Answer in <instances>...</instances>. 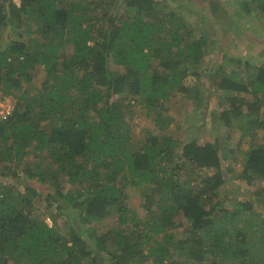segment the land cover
<instances>
[{"label": "trees", "instance_id": "trees-1", "mask_svg": "<svg viewBox=\"0 0 264 264\" xmlns=\"http://www.w3.org/2000/svg\"><path fill=\"white\" fill-rule=\"evenodd\" d=\"M238 4L264 20V0ZM159 5L0 0V88L15 100L0 119V264H264V218L254 216L264 200L225 208L217 199L233 179L264 185V148L247 149L235 178L220 141L151 138L127 116L186 97L190 78L209 71L214 46L205 34L184 17L178 27ZM231 48H220L214 71L219 121L228 127L244 116L250 129L259 120L264 130V64L228 59ZM35 65L46 74L38 91L21 82ZM30 181L44 182L46 192ZM139 190L144 217L127 197Z\"/></svg>", "mask_w": 264, "mask_h": 264}, {"label": "rangeland", "instance_id": "rangeland-1", "mask_svg": "<svg viewBox=\"0 0 264 264\" xmlns=\"http://www.w3.org/2000/svg\"><path fill=\"white\" fill-rule=\"evenodd\" d=\"M238 1L241 0H159L158 9L161 13L172 10L176 22L180 21L177 22L178 27L182 24L181 18L184 17L188 25L204 33L209 45L214 46L212 54L205 58L209 71L199 80L190 78V90L186 97L177 95L167 103L159 101L155 107L149 110L145 107H134L131 110L133 113L127 114L128 117L132 116L130 122L135 126L136 131L140 128H142V133L145 130L150 131L151 138L165 137L184 142L196 139L199 143L212 144L215 140L220 141L222 149L228 151L225 159L232 162L230 165L234 168L232 172L234 177L241 171L242 160L250 146L264 148V130L258 127L259 120H256L257 125L254 129H250L245 122L246 119L243 118L244 116L241 120L232 121L228 127L220 123L219 115L222 108L219 103L222 100V95L213 88V83L219 79V77H214V71L217 69V64L220 63L218 60L220 48H231L232 44L234 48L229 49L230 52L227 53L226 58H243L251 66L264 64V20L261 17L256 18L254 11L249 15L244 13L245 11L241 10ZM15 2L18 3V0ZM201 9L206 12V15L201 12ZM232 23H234V27L230 26ZM33 29L28 28L26 31L31 32ZM71 52L72 48L68 46V50L61 54V61H66ZM109 67L113 73L120 71V68L112 63ZM230 69L231 67L226 65L223 67L225 72L232 70ZM242 69L243 66H236L233 71L237 72L239 77L244 78L240 75ZM15 75L13 74L12 77ZM32 75L33 78L27 82L21 78L22 87H34V90L38 91L42 88L41 83L46 78L43 67L35 65ZM0 96L9 99L7 95L3 94L1 88ZM245 97L249 100L251 96L246 95ZM155 121H158L156 126L154 125ZM138 140L142 141L144 138H138ZM225 164L223 163V165ZM3 181L11 182L14 185L20 183V181L9 179ZM43 183L30 181L27 184L29 188L33 187L43 195L47 189ZM263 187L264 185L259 181L254 186L247 187L244 183L233 179L225 187L219 189L217 199L225 208H230L231 204H240L246 201L255 206L256 198L261 202L264 200V190L257 194L258 189ZM20 190L24 194L28 193V188L23 187ZM141 192L143 190L129 191L127 197L131 203V212L139 217H144L145 211L140 206L139 199ZM143 203L147 210L149 202L144 200ZM37 204L39 203L37 202ZM256 213L264 218V212H259L256 209L254 216ZM38 214L48 225H51L46 214L41 215V212ZM61 222L60 218L59 226Z\"/></svg>", "mask_w": 264, "mask_h": 264}, {"label": "built area", "instance_id": "built-area-1", "mask_svg": "<svg viewBox=\"0 0 264 264\" xmlns=\"http://www.w3.org/2000/svg\"><path fill=\"white\" fill-rule=\"evenodd\" d=\"M15 102L12 99L2 98L0 96V119L7 120L13 113Z\"/></svg>", "mask_w": 264, "mask_h": 264}]
</instances>
